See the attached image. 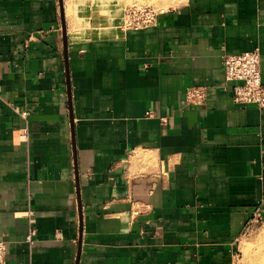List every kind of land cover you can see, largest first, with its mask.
<instances>
[{
    "label": "crops",
    "instance_id": "crops-1",
    "mask_svg": "<svg viewBox=\"0 0 264 264\" xmlns=\"http://www.w3.org/2000/svg\"><path fill=\"white\" fill-rule=\"evenodd\" d=\"M62 5L0 0L6 264H234L264 211V109L234 102L222 58L257 49L264 86V0L90 31Z\"/></svg>",
    "mask_w": 264,
    "mask_h": 264
},
{
    "label": "built area",
    "instance_id": "built-area-1",
    "mask_svg": "<svg viewBox=\"0 0 264 264\" xmlns=\"http://www.w3.org/2000/svg\"><path fill=\"white\" fill-rule=\"evenodd\" d=\"M157 12L147 6H130L123 13L124 29H141L154 24ZM224 79L232 82L233 100L236 103L253 104L264 109V86L260 74V53L257 49L225 54L222 58ZM185 99L193 105L202 104L207 93L203 87H188ZM26 116L27 112H22ZM30 216L33 215L29 211ZM32 220V219H31ZM27 240L30 235H27ZM0 264H6V243L0 240Z\"/></svg>",
    "mask_w": 264,
    "mask_h": 264
},
{
    "label": "rangeland",
    "instance_id": "rangeland-1",
    "mask_svg": "<svg viewBox=\"0 0 264 264\" xmlns=\"http://www.w3.org/2000/svg\"><path fill=\"white\" fill-rule=\"evenodd\" d=\"M183 1L184 0H82V2H86V4L82 5L81 12L88 6L91 10H94L95 12H92L96 14H92L91 16L97 17L98 11V14L104 11V13H106V18L108 17V19H110L109 25L113 27L114 23L115 28H120L123 23V13L125 9L130 6H147L159 13L160 11H165L179 5ZM73 2L74 0H64V11H66L67 5L70 8ZM80 21L83 22L82 20ZM74 26L83 28V26L77 24ZM83 29L90 31L89 28ZM252 219L253 220L247 225L239 239V248L234 264H264V211H257Z\"/></svg>",
    "mask_w": 264,
    "mask_h": 264
},
{
    "label": "bare ground",
    "instance_id": "bare-ground-1",
    "mask_svg": "<svg viewBox=\"0 0 264 264\" xmlns=\"http://www.w3.org/2000/svg\"><path fill=\"white\" fill-rule=\"evenodd\" d=\"M83 4H86V2H82V0H74L72 5H70V8L67 5L65 14H67V17H69V19L71 20L72 25L77 24L85 28H91L92 26L93 27H96V26L107 27L108 19L106 18V13H104V11L100 14H98L99 13L98 11L97 17L91 16L92 14L93 15L95 14L94 13L95 11L91 10L89 6L87 5L88 7H85L86 9L83 12H81ZM80 20H82L84 23L81 22Z\"/></svg>",
    "mask_w": 264,
    "mask_h": 264
},
{
    "label": "water",
    "instance_id": "water-1",
    "mask_svg": "<svg viewBox=\"0 0 264 264\" xmlns=\"http://www.w3.org/2000/svg\"><path fill=\"white\" fill-rule=\"evenodd\" d=\"M59 5H60V8H62V0H59ZM63 29H64V24H63Z\"/></svg>",
    "mask_w": 264,
    "mask_h": 264
}]
</instances>
